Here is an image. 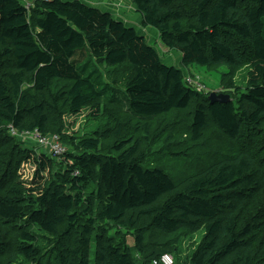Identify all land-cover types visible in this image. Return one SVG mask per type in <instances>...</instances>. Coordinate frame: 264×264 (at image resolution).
<instances>
[{
  "label": "trees",
  "instance_id": "trees-1",
  "mask_svg": "<svg viewBox=\"0 0 264 264\" xmlns=\"http://www.w3.org/2000/svg\"><path fill=\"white\" fill-rule=\"evenodd\" d=\"M132 5L183 66L229 68L216 93L230 100L210 103L107 11L0 0V264H264V0ZM9 127L56 136L65 153L37 156ZM159 145L165 163L151 165ZM31 157L27 182L18 170Z\"/></svg>",
  "mask_w": 264,
  "mask_h": 264
},
{
  "label": "rangeland",
  "instance_id": "rangeland-1",
  "mask_svg": "<svg viewBox=\"0 0 264 264\" xmlns=\"http://www.w3.org/2000/svg\"><path fill=\"white\" fill-rule=\"evenodd\" d=\"M63 1H73V0H63ZM78 1H83L90 5L94 4L93 6L101 9L102 11H107L111 13L115 17V19L118 21L123 22L122 20H124L126 23L131 22V24L135 26L134 28L137 30V32L141 34V36H143L142 27L140 26V24L137 25L135 22L137 15L135 14L136 12L134 11L132 0H120V1L118 0H99V2L96 4L95 3L91 4L86 0H78ZM126 15L131 16L133 18V21H128V19L125 17ZM126 23L124 24L128 26ZM145 29L148 31V34L153 38L154 41H150V38L148 37L146 38L145 36L144 37L147 39V41L149 40L148 44H150L153 48L157 49L158 54L161 58V61L164 65L181 69L184 76L188 75L194 82L199 83L201 86H203L204 92L213 93V92H218L221 90L220 88L221 76L227 74L229 72V68L225 66H219L215 70H209L208 68L201 66V65H197V64H190V65L183 66L181 63V58H182L181 53L179 51L171 50L167 52L164 48H162L159 45L158 41L155 42V39L157 38L155 36L157 31L151 27L150 28L147 27ZM247 78H248V74H247V69L245 68L240 69L235 73L234 81H235L236 86L240 88V90L245 89ZM191 86L193 87V85ZM88 112H89L88 110H84L79 115L68 117L66 119L67 122L71 125V129L68 131L69 134L77 133L79 134V136L81 135L82 128L86 121V116L88 118V115H87ZM101 122L102 120L100 118L97 119L96 117L94 120L92 119L90 121L87 119V127L85 129V133L89 135V133L98 124H100L98 128L100 129L102 126ZM18 140L22 143L23 146L34 149L37 156L41 155L42 153H46V151L48 150V147L39 145L38 142L34 139L28 138V139H18ZM162 147L165 149V146L163 144H162ZM160 149H161L160 145L157 148H151L150 153L148 154L151 160L150 161L151 165L159 164L161 162L162 164L165 163L163 160V156H162L163 154L158 153L160 155V158H154V156L157 154L154 152H158L160 151ZM33 161H34L33 157H31V159L28 162H23L21 164L18 170V175L20 179H23L27 182L32 181V176L35 171V166L32 164ZM163 171L169 174L170 176H172L171 174L172 171L165 170V169ZM111 232H114V230ZM122 234L126 235L127 243L131 245L132 244V239H131L132 234L126 231H122ZM201 237H202V232L198 231V232H195L189 235L185 240L181 241L177 245L178 254L181 259L184 258V256L188 255V253L192 251V248H194L196 244L200 242ZM92 250H93V246H92ZM169 256L171 259H173L172 258L173 255L169 254Z\"/></svg>",
  "mask_w": 264,
  "mask_h": 264
},
{
  "label": "built area",
  "instance_id": "built-area-1",
  "mask_svg": "<svg viewBox=\"0 0 264 264\" xmlns=\"http://www.w3.org/2000/svg\"><path fill=\"white\" fill-rule=\"evenodd\" d=\"M41 1H48V0H41ZM30 4L27 3V7H29ZM188 82H191L190 79H187ZM11 134L15 135V136H19L21 138H31L34 139L38 142L39 145L42 146H46L48 147V151L50 152V154L54 155V156H62L65 153V149L63 148V146L58 142V139L56 136H52V137H47V136H43L41 135L39 132L37 131H33V132H25V133H18L16 130L11 128ZM171 264L172 260L169 256L167 255H163L158 261H153V264Z\"/></svg>",
  "mask_w": 264,
  "mask_h": 264
},
{
  "label": "clouds",
  "instance_id": "clouds-1",
  "mask_svg": "<svg viewBox=\"0 0 264 264\" xmlns=\"http://www.w3.org/2000/svg\"><path fill=\"white\" fill-rule=\"evenodd\" d=\"M21 1V3H22V5H23V7L27 10V11H29L32 7H33V4H34V2L36 1V0H20ZM27 3H29L30 4V6L29 7H27ZM134 7V6H133ZM135 9V8H134ZM159 43V45L162 47V48H164V49H166L165 47H163L162 45H161V43L160 42H158ZM167 52H168V50H166ZM182 59V58H181ZM187 79H190L191 80V82H188L187 81ZM185 82L188 84V85H193V87L197 90V91H201V90H203L204 89V87L203 86H201L199 83H196V82H194L188 75H185ZM204 91V90H203ZM221 91V90H220ZM219 92V91H218ZM213 93H216V92H213ZM211 94V93H210ZM209 94V95H210ZM217 94H220V93H217ZM223 94V93H222ZM11 128L12 127H9V132H10V134H11ZM13 129V128H12ZM15 130V129H14ZM19 133V132H18ZM23 133H25V132H23ZM11 135H13V134H11ZM13 136H15V135H13ZM17 137H19V136H17ZM47 137H52V136H47ZM20 139H23V138H21V137H19ZM24 139H27V138H24ZM64 148V147H63ZM46 153H47V155L48 156H51L52 154H50V152L49 151H46ZM121 231H124V230H121ZM164 255H167V254H164ZM163 256V255H162ZM161 256V257H162ZM167 256H169V255H167ZM160 257V258H161ZM170 257V256H169ZM159 258V259H160ZM159 259H155V260H153V261H158ZM152 264H153V262H152ZM159 264H161V263H159Z\"/></svg>",
  "mask_w": 264,
  "mask_h": 264
},
{
  "label": "crops",
  "instance_id": "crops-1",
  "mask_svg": "<svg viewBox=\"0 0 264 264\" xmlns=\"http://www.w3.org/2000/svg\"><path fill=\"white\" fill-rule=\"evenodd\" d=\"M86 1H88L89 3H98L99 2V0H86ZM91 1H93V2H91ZM118 1H120V0H118ZM92 5H94V4H92ZM134 11H135V9H134ZM134 14V13H133ZM136 15H137V18H136V20H135V22H136V24L137 25H139L140 24V26H141V17L137 14V13H135ZM127 19H128V21H133V18L131 17V16H125ZM122 20V19H121ZM124 23H126L124 20H122ZM128 26H131V27H135L133 24H131V22H127L126 23ZM148 28H150V27H148ZM142 35L143 36H145L146 38L148 37V38H150V41H154L153 40V38L148 34V31L144 28V27H142ZM157 38L155 39V42L156 41H158V42H160L159 41V35H158V32L156 33V35H155ZM149 41V40H148ZM165 50H168V49H165ZM170 50H168V52H169Z\"/></svg>",
  "mask_w": 264,
  "mask_h": 264
},
{
  "label": "water",
  "instance_id": "water-1",
  "mask_svg": "<svg viewBox=\"0 0 264 264\" xmlns=\"http://www.w3.org/2000/svg\"><path fill=\"white\" fill-rule=\"evenodd\" d=\"M208 98L210 100V103H215V102L226 103L230 100V98L227 94H222V93H220V94L211 93Z\"/></svg>",
  "mask_w": 264,
  "mask_h": 264
},
{
  "label": "bare ground",
  "instance_id": "bare-ground-1",
  "mask_svg": "<svg viewBox=\"0 0 264 264\" xmlns=\"http://www.w3.org/2000/svg\"><path fill=\"white\" fill-rule=\"evenodd\" d=\"M59 142V141H58ZM60 143V142H59ZM48 151V150H47ZM172 260V263L171 264H173V259H171Z\"/></svg>",
  "mask_w": 264,
  "mask_h": 264
}]
</instances>
